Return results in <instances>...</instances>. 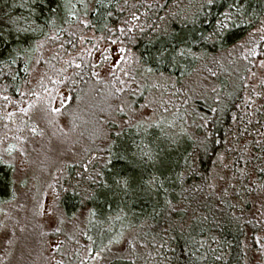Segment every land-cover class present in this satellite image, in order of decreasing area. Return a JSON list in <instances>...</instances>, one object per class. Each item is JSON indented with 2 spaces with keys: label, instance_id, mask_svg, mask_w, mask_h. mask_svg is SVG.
Returning <instances> with one entry per match:
<instances>
[{
  "label": "trees",
  "instance_id": "16d2710c",
  "mask_svg": "<svg viewBox=\"0 0 264 264\" xmlns=\"http://www.w3.org/2000/svg\"><path fill=\"white\" fill-rule=\"evenodd\" d=\"M90 30L133 53L121 86L100 78L88 56L60 64L76 49L70 31ZM46 46L53 52L41 60ZM260 64L264 0H0V106L2 95L23 99L42 66L39 83L64 88L60 112L79 135L52 184L57 210L79 230L41 233L43 245L53 241L52 264L67 243L72 264H264ZM155 76L180 87L178 103L134 118ZM107 93L112 106L99 103ZM16 186L0 157V205L16 199Z\"/></svg>",
  "mask_w": 264,
  "mask_h": 264
},
{
  "label": "rangeland",
  "instance_id": "374dc122",
  "mask_svg": "<svg viewBox=\"0 0 264 264\" xmlns=\"http://www.w3.org/2000/svg\"><path fill=\"white\" fill-rule=\"evenodd\" d=\"M69 16L78 17L80 23H86L82 14L73 12ZM132 25V22L128 24L129 27ZM70 32L73 37L78 35L75 38L76 49L69 51L60 64L88 56L97 67L100 78L121 86L123 79L127 77L125 74L134 64L133 53L117 40L110 43L101 40L91 30L84 34ZM54 47H41L39 58L42 60L49 57ZM262 65L259 67L260 74L264 69ZM45 71L42 66L34 68L29 77L31 90L27 89V93L23 91L26 96L19 102L2 95L5 101L0 106V157L12 164L17 186L16 199L0 205V264H52L55 247L50 246V243L53 241L48 239L43 245L41 235L49 233L57 225L67 228L71 235L79 230L69 228L68 222L60 215L54 203L55 193L52 187L64 164L76 157L74 147L79 135L71 132L72 128L60 112V107L67 98L64 88L53 90L50 85L47 88L44 83H39L44 80ZM116 77H119L120 82L114 80ZM191 82L188 81L186 86L200 94L197 91L200 90L199 85H192ZM139 83L140 81L125 88L127 91L124 90V101L127 98L131 101L132 94L134 98L137 97L141 90ZM149 86L150 92L143 96L136 109H132L131 115L134 118H154L168 101L178 103L174 95L180 87H175L174 81L155 76ZM209 89V85L202 84V90L206 93ZM99 103L112 106L110 94L107 93ZM23 179L26 187L22 186ZM71 240L73 242V236ZM71 245H63L61 250L64 256L59 264H72Z\"/></svg>",
  "mask_w": 264,
  "mask_h": 264
}]
</instances>
